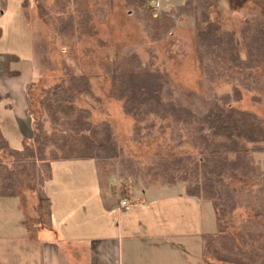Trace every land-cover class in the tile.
Returning a JSON list of instances; mask_svg holds the SVG:
<instances>
[{"label": "trees", "instance_id": "trees-1", "mask_svg": "<svg viewBox=\"0 0 264 264\" xmlns=\"http://www.w3.org/2000/svg\"><path fill=\"white\" fill-rule=\"evenodd\" d=\"M28 1L23 0L24 7ZM122 1L138 14L153 40H161L181 13L192 17L205 94L182 89L166 73L143 65L134 52L102 64L114 86L112 97L134 120L131 141L140 145L166 137L180 151L157 147L147 162L126 153L109 120L94 122L91 105L75 107L80 96L97 97L90 76L63 62L67 84L46 88L40 100L45 120L32 116L29 106L32 138L24 136L21 148H13L0 128V152L9 158L0 160V197L23 198L22 189L30 188L39 207L44 204L49 223L44 184L51 179L53 161L89 159L100 174L119 166L121 175L145 186L182 183L187 196L211 202L216 229L201 234L205 263L264 264V170L255 157L264 152V119L233 105L244 92L253 103L264 99V8L246 14L237 31L210 17L218 0H183L176 11L159 13L150 9L152 0ZM104 3L112 6V0ZM56 11L50 23L62 46L73 43L93 20L84 0H64ZM13 57H5L4 75L15 74L6 69ZM220 84L229 90L218 93ZM236 211L250 215L237 219Z\"/></svg>", "mask_w": 264, "mask_h": 264}, {"label": "rangeland", "instance_id": "rangeland-1", "mask_svg": "<svg viewBox=\"0 0 264 264\" xmlns=\"http://www.w3.org/2000/svg\"><path fill=\"white\" fill-rule=\"evenodd\" d=\"M63 1L29 0V5L22 9L17 5L16 0H9L10 8L1 20L4 29L2 42L5 48L25 57L31 54L35 60L36 76L30 87L29 95L31 115L36 119L45 120L46 115L40 100L46 88L57 83L63 86L67 84V79L62 71V63L64 62L75 65L77 69L90 76L91 88L97 97V101H93L80 96L75 107L91 105L93 107L92 120L94 122L103 119L109 120L113 125L117 142L126 153L141 162H147L157 147H162L170 153L179 152L180 149L170 147L166 137L157 136L153 141L140 145H136L131 141V127L134 120L124 115L121 103L112 97L114 86L105 74L102 64L128 52H134L139 56L143 65L166 73L169 79L182 89L205 94L206 90L202 84L197 64L192 17L181 13L174 18L173 27L161 40H153L144 23L138 18V14L124 5L122 0H112L111 7L105 5L106 0H84L85 7L93 15L90 27L79 31L77 33L78 38L73 43L62 46L59 39L55 37L50 22L54 20L58 13L56 10ZM182 2L183 0H152L149 7L156 13L161 10L173 12L177 10L176 6ZM98 7H103V9L100 10ZM260 8H264V0H218L215 8L210 10V17L219 21L224 28L238 31L246 14H249V12L253 14L251 10ZM19 16H24L25 21L20 20ZM27 21L31 22L34 31ZM215 90L218 93L228 91L229 85L220 84L216 86ZM250 97V93L244 92L241 99L233 102V105L251 110L264 119V99L260 103H253ZM23 130L26 131V129ZM6 132L11 146L20 147V136L9 134L8 130ZM27 133L26 131L23 134L28 135L30 140L32 135ZM255 157L264 170V152L256 153ZM8 159L7 155L0 152V160L7 161ZM57 168L58 166L55 165L56 174ZM96 182L103 201H113L115 203L119 199V207H121L120 202L123 199L129 201L130 205L128 207L133 206L135 202L137 203L136 198L126 194L136 188L147 187L140 180L137 181L135 178L121 175L119 166L114 168L110 174L97 173ZM160 186L161 184H156L152 187L159 188ZM79 187L82 189H79ZM85 187V185L84 187L80 185L73 190V192L78 191L73 193H77V196L72 207H79L82 204L85 206L82 207L83 209L89 207L93 197L87 195L89 194L87 191L91 187ZM183 188L182 183H177L162 187V190L167 193L180 191ZM21 195L24 197L23 205L27 223L34 225L35 228L38 224H46L47 216L44 212V204L39 207L40 203L36 192L24 187ZM149 197H151L149 200L150 205H155L153 207L148 205L147 217L150 216L156 221L163 218V224L160 227L166 229L170 226L166 232L173 228L180 229V225L168 224H176V221H178L177 206L166 203L171 202V200L163 197L155 196L156 199L161 198L159 200L152 196ZM11 200L18 201V198ZM164 202V206H161ZM200 206L202 207L200 210L201 215L198 217L199 211L198 205H196L197 215L195 216L196 226L194 227L202 232L214 231L216 229V219L211 202L204 201ZM3 210L5 214L2 213ZM62 210H59L60 214L63 213ZM160 213L161 215H159ZM248 215L250 214L244 211L235 212L237 219ZM19 216L17 217L15 214L13 204L2 206L0 208V231L7 229L10 233H17V229L19 231L22 227V218H19ZM88 222L92 221L88 220ZM33 231L35 232V230ZM12 255V250L7 249L6 256L11 259Z\"/></svg>", "mask_w": 264, "mask_h": 264}, {"label": "crops", "instance_id": "crops-1", "mask_svg": "<svg viewBox=\"0 0 264 264\" xmlns=\"http://www.w3.org/2000/svg\"><path fill=\"white\" fill-rule=\"evenodd\" d=\"M16 3L25 9L23 0H16ZM9 8V0H0V128L8 143L6 130L20 136L22 145L24 136L29 140L24 132L34 134L29 95L37 69L33 55L25 57L12 52L2 42L4 29L1 20ZM19 17L25 21L24 16ZM27 23L34 31L31 22ZM8 54L16 56L6 64L8 71L15 72L13 75L3 73ZM55 165L58 166L57 174ZM51 174V179L44 184L50 209L49 223L38 224L37 228L27 223L24 197H0V208L13 204L15 214L22 218V227L19 231L17 229V233H10L7 229L0 231V264H221L205 263L201 242L203 232L194 227L196 205L200 217V205L204 201L187 196L184 189L166 193L162 187L171 185L153 188L156 184L136 188L126 195L136 198L137 203L123 208L119 207L117 198L115 203L103 201L96 185L97 168L92 160L53 161ZM80 185L91 187L87 195L93 200L85 209L83 204L72 207L77 196L73 193L78 191L73 190ZM149 196L163 197L171 200L166 203L177 206L178 221L168 224L180 225V229L166 232L170 226L166 229L160 227L163 218L156 221L147 217L148 205L151 204ZM14 198L18 201L11 200ZM158 206L161 207L160 204ZM61 209L62 214L59 212ZM2 213L5 214L4 210ZM7 249L12 250L11 259L6 256Z\"/></svg>", "mask_w": 264, "mask_h": 264}, {"label": "built area", "instance_id": "built-area-1", "mask_svg": "<svg viewBox=\"0 0 264 264\" xmlns=\"http://www.w3.org/2000/svg\"><path fill=\"white\" fill-rule=\"evenodd\" d=\"M120 205L121 207H128L130 204H129V201L127 199H123L121 202H120Z\"/></svg>", "mask_w": 264, "mask_h": 264}]
</instances>
